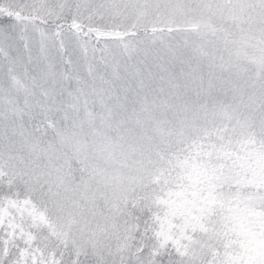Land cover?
Segmentation results:
<instances>
[{"label":"snow or ice","instance_id":"6c2138e0","mask_svg":"<svg viewBox=\"0 0 264 264\" xmlns=\"http://www.w3.org/2000/svg\"><path fill=\"white\" fill-rule=\"evenodd\" d=\"M0 264H264V0H0Z\"/></svg>","mask_w":264,"mask_h":264}]
</instances>
